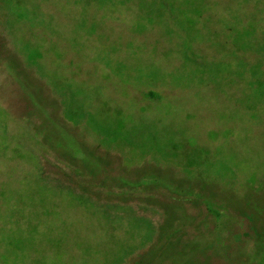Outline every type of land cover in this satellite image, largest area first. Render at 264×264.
Here are the masks:
<instances>
[{"label":"rangeland","instance_id":"1","mask_svg":"<svg viewBox=\"0 0 264 264\" xmlns=\"http://www.w3.org/2000/svg\"><path fill=\"white\" fill-rule=\"evenodd\" d=\"M0 264H264V0H0Z\"/></svg>","mask_w":264,"mask_h":264},{"label":"trees","instance_id":"2","mask_svg":"<svg viewBox=\"0 0 264 264\" xmlns=\"http://www.w3.org/2000/svg\"><path fill=\"white\" fill-rule=\"evenodd\" d=\"M149 95H150L151 97H154V96H155L154 93H150Z\"/></svg>","mask_w":264,"mask_h":264}]
</instances>
